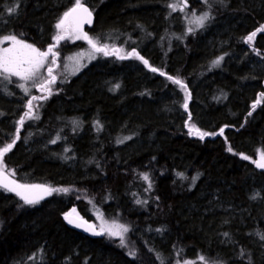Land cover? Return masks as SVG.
Returning a JSON list of instances; mask_svg holds the SVG:
<instances>
[{"label": "trees", "instance_id": "1", "mask_svg": "<svg viewBox=\"0 0 264 264\" xmlns=\"http://www.w3.org/2000/svg\"><path fill=\"white\" fill-rule=\"evenodd\" d=\"M74 3L0 0V38L48 50ZM83 3L94 14L88 36L128 55L99 52L33 100L31 117L15 84L0 78V149L16 141L5 176L68 189L29 205L0 187V264H264V169L252 163L264 152V31L245 42L264 26V0ZM204 13L203 26L190 20ZM85 48L55 50L65 58ZM190 125L209 135L189 134ZM73 209L128 231L88 236L67 225Z\"/></svg>", "mask_w": 264, "mask_h": 264}, {"label": "snow or ice", "instance_id": "2", "mask_svg": "<svg viewBox=\"0 0 264 264\" xmlns=\"http://www.w3.org/2000/svg\"><path fill=\"white\" fill-rule=\"evenodd\" d=\"M185 6H186V0H184ZM169 7L173 10H177L176 4H170ZM183 11V8L180 9ZM15 9H9V12H14ZM193 16H195V13H193ZM92 17V12L84 6L83 0H75L74 6L70 8L68 11H66L63 14V17L60 19V21L56 24V28L59 30L58 34L53 37L56 44H59L61 40L66 39L65 33L69 31V29L66 27V21L71 18L73 20V28L71 30L70 35L74 36L75 39H83L88 42V44L91 46V48L96 52H104L105 55L109 54L107 51V46H100L92 38L88 36L87 33L82 31V25L85 23L90 24ZM209 19L208 13H204L202 16L195 17V23H197L198 26H203L204 21ZM191 31V29H189ZM264 31V26H261L256 31L250 33L247 37H245V42L251 44L254 38L257 35V32ZM4 41H11V47L9 48H3L0 49V73H4V79H8L9 76H15L18 77L22 81H28L33 79L35 76H37L40 72V69L44 67L45 61L48 59L49 55L51 54L52 57V64L56 63V57L58 53L54 51L55 44L50 45L47 51H40L39 49L33 47L30 44H25L22 40L17 39L15 35H9L5 36L0 40V43H3ZM23 49L26 50V52L21 53L19 50ZM132 54L137 55V58L142 60L143 63L148 66V61L144 60L143 57L138 56V54L133 51ZM121 59L125 57H120ZM222 59V58H220ZM220 59L214 61V64H219ZM151 71L156 72L158 69L151 68ZM48 76L51 77V79L41 83L38 85V87L41 90L51 92L49 85L55 82L56 77L52 75L53 69L52 67H49L47 69ZM161 75H164L163 72H161ZM168 79L172 80L173 83L180 84L183 86L182 81L179 79H174L172 77H168ZM21 89H25L24 84L18 85ZM27 92V89H25ZM261 97H264V93L261 94ZM38 99H47V97H32L27 102V109L28 111L25 113V117H31L33 112V100ZM187 95L185 98L184 108L187 110ZM260 97H258L256 104L260 103ZM256 105L254 104L253 107ZM20 125H23L24 123V117H21L20 121L17 122ZM19 131V129L17 130ZM221 133H223V129H221ZM189 134H197L200 136L201 139L204 138V136L209 135V133L201 132L198 128H196L195 125L189 126ZM18 138V137H17ZM15 139L7 144L4 148L0 149V187L4 188L7 191L15 192L17 196H19L25 204H36L39 202L40 199L43 198V196H36L33 195L34 190H39L40 192L44 194H51L54 191H63L67 192L68 189H52L49 187H46L44 185H21L16 183L14 180H6L5 179V173L3 170V158L5 154L10 151L15 144ZM55 143V141H53ZM231 151V149H229ZM243 159H249L248 156H242ZM256 166L258 168L264 169V152L260 153V159L254 161ZM145 179H148L147 176L144 177ZM139 203V201H138ZM75 209H73V212ZM65 219L69 223H73V220L70 218V214H65ZM76 227H81V224H76ZM122 227L123 232H127V227ZM90 228H93L92 225H89L85 230H89ZM102 231H105V229H102ZM109 232V235H118L119 233H113L111 230H107ZM93 234L100 235L101 232H95L93 229ZM227 235V234H225ZM262 240H264V235H261L260 237ZM123 243V240L121 241ZM201 260L204 258L201 257ZM161 264H164L163 260L161 261ZM185 264H188V262H185Z\"/></svg>", "mask_w": 264, "mask_h": 264}, {"label": "rangeland", "instance_id": "3", "mask_svg": "<svg viewBox=\"0 0 264 264\" xmlns=\"http://www.w3.org/2000/svg\"><path fill=\"white\" fill-rule=\"evenodd\" d=\"M190 20L192 22H194L195 17H191ZM68 29H69V31L65 33L67 38L64 40H61L59 42V44H55L56 43L55 42L54 43L55 48L57 45H61L63 43L75 44L78 42H81V43L84 42V44H87V48L76 51V52L66 56L65 58L61 57L60 51L55 50V48H54V51H56L58 53V55L56 57V63L52 64V57L50 54L48 59L45 61L44 67L40 69L39 74L37 76H35L33 79L28 80V81H22L18 77H15V76H9L8 79H5V80L10 79L9 82L15 84V89L17 90V92L22 93L20 95L22 96V98H24L26 100V102H25L26 111H28L26 105H27V102L30 100V96H31L30 93L33 89L36 90V92H37L36 97H47L48 98L49 96H51L55 92V88H56L57 84L65 82L66 80H68V77H73V76L78 75L82 71V69L87 67L91 62H93L98 57V54H100L99 52L94 51L86 40L75 39L74 36H71L70 33H71L72 29H70V28H68ZM58 32H59V30H58ZM58 32H57V34H58ZM117 37L118 36L115 35L114 39H117ZM0 40H2V38H0ZM25 44H28V43H25ZM114 44L115 43H109V44H104L102 46H107L108 53H109V51H111L113 49L112 52H114V53L119 52L118 54L120 56L126 57L128 55V51L125 50L124 46H118V45H114ZM11 46H12L11 41H4L3 43H0V49L9 48ZM19 51L21 53L26 52V50H23V49H20ZM40 51H42V50H40ZM43 51H47V50H43ZM102 53L103 52H101V54ZM49 67H52V69H53L52 75L56 77L55 82L48 86L51 89L50 93L48 91L41 90L38 87L39 84L51 79V77L48 76V72H47V69ZM4 75H6V74L0 73V78H4ZM20 84L25 85V89H27V92L25 91V89H21L18 86ZM3 88H5L4 90L7 91L8 83H6L5 85L3 84L2 89ZM36 107H37V103H36V101H33V112H34ZM253 161H255V160H252V163H253ZM259 169L263 170L262 168H259ZM3 170H4V173L6 174L4 167H3ZM67 213L72 215V216H76L77 218L84 219V217H82L77 210H75L74 212H73V210H69ZM64 218H65V215H64ZM84 220H87V219H84ZM88 222H90V224H92L98 232H101L100 235H108V236H111L114 238L121 239V238H123V236L126 233V232L122 231V227H121L122 225H120L118 223L107 221L100 212L95 213V221H88ZM102 229H105V231H102ZM107 230H111L113 233H119V234L118 235H109V232Z\"/></svg>", "mask_w": 264, "mask_h": 264}, {"label": "water", "instance_id": "4", "mask_svg": "<svg viewBox=\"0 0 264 264\" xmlns=\"http://www.w3.org/2000/svg\"><path fill=\"white\" fill-rule=\"evenodd\" d=\"M85 6V5H84ZM86 7V6H85ZM70 19V21H71V24H72V27H73V20L71 19V18H69ZM91 23L90 24H88V23H85V24H83L82 25V31L83 32H85L86 33V29L87 28H89V27H91L92 25H93V23H94V14L92 13V17H91ZM256 165V164H255ZM5 179L6 180H9L6 176H5ZM33 195H36V196H43V198L42 199H44L46 196H47V194H44V193H42V192H40L38 189L37 190H34V192H33ZM42 199H40V200H42ZM70 218L73 220V223H69L66 219H65V221H66V223H67V225L68 226H70L71 228H73V229H75V230H77V231H79V232H81V233H84V234H86V235H88V236H91V237H99L100 235H95V234H93V229H94V231L95 232H98L96 229H95V227L92 225V224H90V222H88L87 220H84V219H80V218H77L76 216H72V215H70ZM81 224V227H76L75 225L76 224ZM89 225H92L93 226V228H90L89 230H85V228H87Z\"/></svg>", "mask_w": 264, "mask_h": 264}]
</instances>
